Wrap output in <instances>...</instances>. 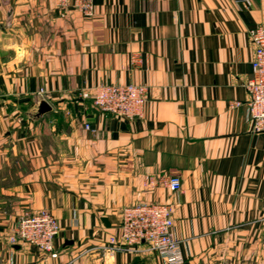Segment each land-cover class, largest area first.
I'll return each instance as SVG.
<instances>
[{"label":"crops","instance_id":"crops-1","mask_svg":"<svg viewBox=\"0 0 264 264\" xmlns=\"http://www.w3.org/2000/svg\"><path fill=\"white\" fill-rule=\"evenodd\" d=\"M93 5L0 0V264H170L108 248L139 203L170 206L182 264H264V131L245 87L264 0ZM131 83L147 90L132 120L78 96ZM41 98L53 109L36 119ZM43 209L56 257L9 239Z\"/></svg>","mask_w":264,"mask_h":264},{"label":"built area","instance_id":"built-area-1","mask_svg":"<svg viewBox=\"0 0 264 264\" xmlns=\"http://www.w3.org/2000/svg\"><path fill=\"white\" fill-rule=\"evenodd\" d=\"M63 3L66 0H61ZM245 1V0H243ZM75 5L90 16L93 0H75ZM255 47L252 74L245 83L248 93L247 106L253 119L255 131H264V24L249 29ZM136 60V58L134 59ZM146 87L140 84H105L93 88H82L78 96L91 99L95 106L120 118L132 120L143 113L147 100ZM241 105L240 101L235 102ZM166 183L171 191L182 187L179 175H171ZM172 210L165 203H139L127 205L122 211L121 234L111 237L108 248L134 253L157 252L170 264H182L184 257L181 240L173 233ZM61 231L57 217L43 209L23 215L10 234L11 243L27 242L56 257L54 241Z\"/></svg>","mask_w":264,"mask_h":264},{"label":"water","instance_id":"water-1","mask_svg":"<svg viewBox=\"0 0 264 264\" xmlns=\"http://www.w3.org/2000/svg\"><path fill=\"white\" fill-rule=\"evenodd\" d=\"M52 109V105L45 98H41L35 106V114L33 117L37 119L45 113L52 111Z\"/></svg>","mask_w":264,"mask_h":264},{"label":"rangeland","instance_id":"rangeland-1","mask_svg":"<svg viewBox=\"0 0 264 264\" xmlns=\"http://www.w3.org/2000/svg\"><path fill=\"white\" fill-rule=\"evenodd\" d=\"M82 98V97H81Z\"/></svg>","mask_w":264,"mask_h":264}]
</instances>
